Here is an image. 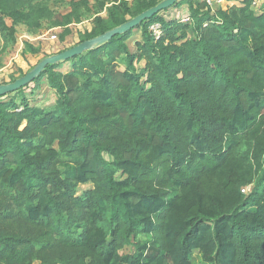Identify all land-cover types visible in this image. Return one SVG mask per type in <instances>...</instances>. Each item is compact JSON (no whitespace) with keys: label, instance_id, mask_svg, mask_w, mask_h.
I'll return each instance as SVG.
<instances>
[{"label":"trees","instance_id":"trees-1","mask_svg":"<svg viewBox=\"0 0 264 264\" xmlns=\"http://www.w3.org/2000/svg\"><path fill=\"white\" fill-rule=\"evenodd\" d=\"M159 1H101L80 40ZM226 1L178 0L67 71L48 64L30 82L54 90L48 105L18 100L25 86L0 99V264H192L194 251L204 264H264V8ZM181 2L188 22L165 14ZM70 6L0 0L4 46L18 24L64 27V41L80 7L91 11Z\"/></svg>","mask_w":264,"mask_h":264},{"label":"rangeland","instance_id":"rangeland-1","mask_svg":"<svg viewBox=\"0 0 264 264\" xmlns=\"http://www.w3.org/2000/svg\"><path fill=\"white\" fill-rule=\"evenodd\" d=\"M80 1V0H47V5L51 10L56 13L66 14L71 10V2ZM88 6L91 8V11H88L85 7H80L79 14L81 15L80 22H73L69 25L70 34L65 37L64 41H60L59 35L63 32L64 27H51L47 28V25H44L43 28L36 31L35 33H30L27 30V27L23 24L16 25V40L14 43L9 44L8 46H4L3 39L0 37V81L2 83H7L15 80L16 78L24 75L27 71H29L41 58L58 53L64 49L70 48L77 43H80V35L85 30H90L94 23V9L99 7V3L101 1H105L106 8L111 5V0H86ZM178 1V0H177ZM253 9L256 13H259L264 8V0H254ZM212 10L219 8H227L234 3L226 2L225 0H213L212 2ZM128 6L133 10V1H129ZM179 8L172 7L168 12H166V16H172L170 14H178L179 20L181 22H188V19H184L187 16V4L184 2L179 3ZM104 8L99 14L102 17L107 16V10ZM133 16L127 14L124 16V20H129ZM188 17V16H187ZM6 23L8 25L11 24L9 18H6ZM189 35L192 36V31L188 29ZM55 34L56 38L52 39L51 35ZM141 39V34L139 31L134 30L131 38L127 40V44L131 51H135V42ZM31 42L34 46L39 48V51L36 54L31 53H23L24 43ZM143 66V62H135V67L137 70H141ZM60 69L62 71L69 70L70 65L68 62H63ZM120 69H123V66L120 64ZM42 84L35 86L34 83H28L25 85V89L21 92L17 93L18 100L22 95H27L29 99H31L32 104L43 105L44 102L50 104L52 101L50 100L51 96L47 94V89L43 90L42 93L46 97V100L43 99L41 102V98L37 97L38 88H41ZM116 177H123L120 172L116 173ZM91 187V184H82L78 187L79 194L84 189ZM132 250L131 247H126L122 251L123 253L130 252ZM192 264H204L201 255L198 251H194L191 257ZM37 264V263H34Z\"/></svg>","mask_w":264,"mask_h":264},{"label":"water","instance_id":"water-1","mask_svg":"<svg viewBox=\"0 0 264 264\" xmlns=\"http://www.w3.org/2000/svg\"><path fill=\"white\" fill-rule=\"evenodd\" d=\"M177 0H161L156 5L148 8L147 10L137 14L131 19L121 23L120 25L100 34L96 37L81 41L76 45L64 49L58 53L51 54L41 58L29 71L24 75L16 78L15 80L7 83L0 84V99L5 98V96L11 92L18 90L19 88L30 83L34 78H36L48 64H57L64 62L76 55L83 53L84 51L95 48L106 41H108L112 36L116 34H122L140 24L141 21L148 19L160 12L161 10L167 9L172 6Z\"/></svg>","mask_w":264,"mask_h":264},{"label":"built area","instance_id":"built-area-1","mask_svg":"<svg viewBox=\"0 0 264 264\" xmlns=\"http://www.w3.org/2000/svg\"><path fill=\"white\" fill-rule=\"evenodd\" d=\"M208 2L209 5L212 6V1L213 0H206ZM172 15V14H170ZM184 19H188V17L186 16ZM148 30L150 32V34L153 36L154 39H159L162 35H163V27L161 26V24L159 22H154L152 24H150L148 26ZM52 39L56 38V35L55 34H52L51 35ZM0 84H2V82L0 81ZM249 186H245L241 189L242 192H247L249 191Z\"/></svg>","mask_w":264,"mask_h":264},{"label":"crops","instance_id":"crops-1","mask_svg":"<svg viewBox=\"0 0 264 264\" xmlns=\"http://www.w3.org/2000/svg\"><path fill=\"white\" fill-rule=\"evenodd\" d=\"M226 1V0H225ZM227 2V1H226ZM65 71H67V70H65ZM47 89V94H49L50 96H51V98H50V100L53 102L54 101V99H55V93H54V90H52V89H50L49 87H48V84H47V82H43L42 83V87L41 88H39L38 89V91H37V97L38 98H41V102L43 101V99L44 100H46V97L45 96H47V95H44L43 93H42V91L43 90H46ZM30 100V103H31V99H29ZM51 102V103H52ZM32 104V103H31ZM45 105H48L46 102H44V104L43 105H41V106H45Z\"/></svg>","mask_w":264,"mask_h":264}]
</instances>
